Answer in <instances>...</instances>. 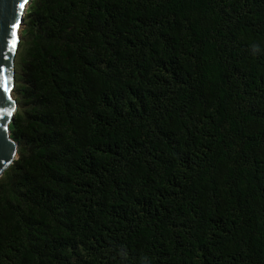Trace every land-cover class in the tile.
<instances>
[{
    "label": "trees",
    "instance_id": "trees-1",
    "mask_svg": "<svg viewBox=\"0 0 264 264\" xmlns=\"http://www.w3.org/2000/svg\"><path fill=\"white\" fill-rule=\"evenodd\" d=\"M0 264H264V0H30Z\"/></svg>",
    "mask_w": 264,
    "mask_h": 264
},
{
    "label": "water",
    "instance_id": "water-1",
    "mask_svg": "<svg viewBox=\"0 0 264 264\" xmlns=\"http://www.w3.org/2000/svg\"><path fill=\"white\" fill-rule=\"evenodd\" d=\"M20 0H0V92L4 86L5 80L8 81L10 87L11 101L10 103L0 104V107H8L12 113L17 104L13 98L12 91L14 85V57L20 42V31L23 26V18L26 8L30 3L27 0L23 10L17 5ZM19 21L17 35L14 38L10 28V22ZM14 40V43L12 41ZM13 116V115H12ZM11 117L0 119V175L5 168L16 158L17 143L10 136Z\"/></svg>",
    "mask_w": 264,
    "mask_h": 264
},
{
    "label": "snow or ice",
    "instance_id": "snow-or-ice-1",
    "mask_svg": "<svg viewBox=\"0 0 264 264\" xmlns=\"http://www.w3.org/2000/svg\"><path fill=\"white\" fill-rule=\"evenodd\" d=\"M25 3H27V0H20V2L18 3L17 7L20 10H23L25 7ZM19 27V21H15V22H10V28L12 31V36L15 38L17 35V29ZM12 43H14V40L12 41ZM10 87L8 86V81L5 80L4 82V86L2 88V92H0V104H6V103H10L11 101V95H10ZM12 111L4 106V107H0V119H6L7 117H11L12 116Z\"/></svg>",
    "mask_w": 264,
    "mask_h": 264
}]
</instances>
